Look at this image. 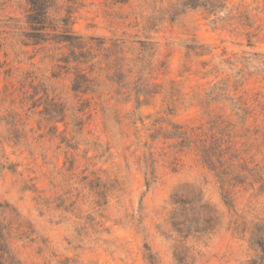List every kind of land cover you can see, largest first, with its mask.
I'll use <instances>...</instances> for the list:
<instances>
[{
  "label": "rangeland",
  "instance_id": "rangeland-1",
  "mask_svg": "<svg viewBox=\"0 0 264 264\" xmlns=\"http://www.w3.org/2000/svg\"><path fill=\"white\" fill-rule=\"evenodd\" d=\"M0 0V264H264V0Z\"/></svg>",
  "mask_w": 264,
  "mask_h": 264
},
{
  "label": "trees",
  "instance_id": "trees-1",
  "mask_svg": "<svg viewBox=\"0 0 264 264\" xmlns=\"http://www.w3.org/2000/svg\"><path fill=\"white\" fill-rule=\"evenodd\" d=\"M30 6L29 20L31 23L46 24L48 21V11L53 3V0H27ZM1 213H0V233H1Z\"/></svg>",
  "mask_w": 264,
  "mask_h": 264
}]
</instances>
